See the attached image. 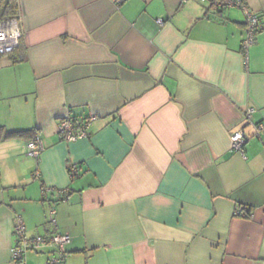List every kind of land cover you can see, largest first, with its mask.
<instances>
[{
    "label": "crops",
    "instance_id": "0c3cea01",
    "mask_svg": "<svg viewBox=\"0 0 264 264\" xmlns=\"http://www.w3.org/2000/svg\"><path fill=\"white\" fill-rule=\"evenodd\" d=\"M244 1L262 24L248 53L238 7L18 0L25 57L0 54V264L18 218L71 235L61 264H264V0ZM91 116L86 138L60 137Z\"/></svg>",
    "mask_w": 264,
    "mask_h": 264
},
{
    "label": "built area",
    "instance_id": "2783aa9c",
    "mask_svg": "<svg viewBox=\"0 0 264 264\" xmlns=\"http://www.w3.org/2000/svg\"><path fill=\"white\" fill-rule=\"evenodd\" d=\"M117 3H121L123 0H114ZM205 4L223 10L224 8L238 7L244 11L246 16V37L243 41V49L248 53L250 47L256 42V35L261 29V20L259 16L254 13L245 3L244 0H200ZM160 24L163 20H158ZM23 33L19 26L17 18H8L0 20V54H7L17 48L21 42ZM254 109L251 108L246 112V118L249 119L254 113ZM97 119L96 116H91L85 121H80L72 117H67L62 120L58 127V133L63 140L77 141L88 136L87 127L91 124V121ZM247 136L238 131L232 134V148L245 155V145L247 142ZM44 149L42 140L37 137L31 140L27 144V153L29 156L39 159L41 151ZM78 166H71L70 175L74 178L78 175ZM63 194L68 190H62ZM56 209L52 208L50 211L51 222L55 225L57 223ZM15 243L11 249V258L15 264H26V254L31 249H38L44 245H54L57 248V256L49 258L46 264H61L65 261L67 256L66 246L71 241V235L67 233H56L50 237L43 236H28L23 223L22 218H18L15 226Z\"/></svg>",
    "mask_w": 264,
    "mask_h": 264
},
{
    "label": "trees",
    "instance_id": "16d2710c",
    "mask_svg": "<svg viewBox=\"0 0 264 264\" xmlns=\"http://www.w3.org/2000/svg\"><path fill=\"white\" fill-rule=\"evenodd\" d=\"M19 14H20V7H19L18 0H0V20H5V19H8V18H17V16H19ZM22 48L23 47H22V40H21V42H20V44H19V46L17 48H15L11 52L7 53V55L12 59L13 62H18V61L24 59L25 54H24ZM2 129L3 128H0V131ZM17 133H21V132L20 131L19 132H9V131H7L6 136L8 137L10 135H15ZM69 171H71V166H69ZM68 194H69V192L63 194L64 199H66ZM250 215H251L250 210H247L246 215L242 214L240 216L249 217ZM49 223L53 225L51 220H50ZM52 235H50V236H52ZM50 236H48V237H50ZM45 237H47V236H45ZM30 251H36L37 252V249H31L28 252H30ZM56 251H57V248H56ZM12 264H15V262L13 263V261H12Z\"/></svg>",
    "mask_w": 264,
    "mask_h": 264
},
{
    "label": "rangeland",
    "instance_id": "374dc122",
    "mask_svg": "<svg viewBox=\"0 0 264 264\" xmlns=\"http://www.w3.org/2000/svg\"><path fill=\"white\" fill-rule=\"evenodd\" d=\"M50 211H51V209H50ZM50 211H49V214H48V220H47L48 223H49L50 220H51V217H50ZM49 224H50V223H49ZM30 252H36V251H30ZM30 252H29V253H30ZM29 253H27L26 256H28ZM26 260H27V258H26Z\"/></svg>",
    "mask_w": 264,
    "mask_h": 264
}]
</instances>
